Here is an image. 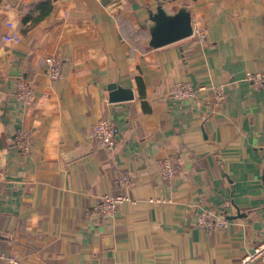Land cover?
<instances>
[{"label":"crops","instance_id":"1","mask_svg":"<svg viewBox=\"0 0 264 264\" xmlns=\"http://www.w3.org/2000/svg\"><path fill=\"white\" fill-rule=\"evenodd\" d=\"M39 1L0 0V251L23 264H235L264 239V84L247 77L264 74V0H54L23 22ZM158 5L188 13L203 39L150 45ZM7 21L18 43L2 40ZM19 77L32 103L13 96ZM176 82L195 96L174 98ZM110 84L131 98L111 101ZM101 117L120 129L110 150L87 137ZM118 191L131 200L113 215L89 213ZM200 208L228 225L196 226Z\"/></svg>","mask_w":264,"mask_h":264},{"label":"built area","instance_id":"2","mask_svg":"<svg viewBox=\"0 0 264 264\" xmlns=\"http://www.w3.org/2000/svg\"><path fill=\"white\" fill-rule=\"evenodd\" d=\"M6 25L13 31L2 35V40L11 43H18L21 40L20 33L14 29V23L7 21ZM196 34L199 39H203V32L198 28H193L191 34ZM47 75L52 80H58L62 77L61 60L55 56H46ZM247 77L256 85L264 84V74H247ZM171 95L179 100L191 99L195 96V88L188 82H176L173 84ZM221 90L216 88L217 96L221 97ZM13 96L24 103H32L34 93L32 85L24 78H17L12 91ZM120 135V129L117 124L108 117L99 118L89 129L87 137L90 138L97 148L110 150L113 148L117 138ZM14 144L22 151L28 150L27 136L23 132H18L13 137ZM159 173L164 178H171L176 172L174 160L166 157L159 162ZM115 183L120 188H125L130 183V178L125 173H119L115 176ZM131 200L128 193L118 191L114 194H103L98 199L90 214L100 217L111 216L116 211L118 204L123 201ZM195 225L205 230L224 228L228 225L226 218L217 215L210 208H200L195 217ZM264 264V239L260 240L250 251L245 253L235 264ZM0 264H23L21 258L11 252L0 251Z\"/></svg>","mask_w":264,"mask_h":264},{"label":"water","instance_id":"3","mask_svg":"<svg viewBox=\"0 0 264 264\" xmlns=\"http://www.w3.org/2000/svg\"><path fill=\"white\" fill-rule=\"evenodd\" d=\"M152 19L156 21L150 35V45L154 47L187 37L192 32L189 14L183 11L167 15L158 5L156 12L152 14ZM237 78L240 77L235 79ZM108 87L113 89L109 96L111 101L131 98L130 92L116 89L115 84H110Z\"/></svg>","mask_w":264,"mask_h":264},{"label":"trees","instance_id":"4","mask_svg":"<svg viewBox=\"0 0 264 264\" xmlns=\"http://www.w3.org/2000/svg\"><path fill=\"white\" fill-rule=\"evenodd\" d=\"M54 0H41L37 4L34 5L33 9L29 11L23 18L22 21L26 22L28 20H31L32 23H36L40 21L43 17H45L51 10L52 2ZM36 13V14H34ZM137 83L140 88L141 95L143 94V86L141 79L137 77ZM145 103H143L144 105ZM147 109V107L145 108Z\"/></svg>","mask_w":264,"mask_h":264}]
</instances>
